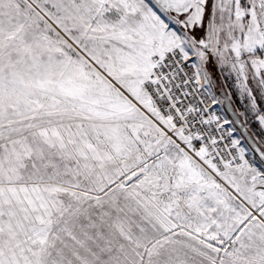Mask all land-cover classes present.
<instances>
[{"label":"snow or ice","instance_id":"snow-or-ice-1","mask_svg":"<svg viewBox=\"0 0 264 264\" xmlns=\"http://www.w3.org/2000/svg\"><path fill=\"white\" fill-rule=\"evenodd\" d=\"M0 264H264V0H0Z\"/></svg>","mask_w":264,"mask_h":264}]
</instances>
